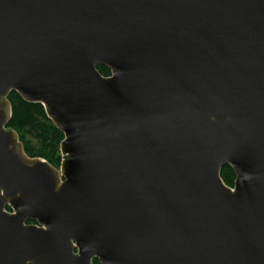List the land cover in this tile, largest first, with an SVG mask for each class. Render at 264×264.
<instances>
[{
  "label": "water",
  "instance_id": "water-1",
  "mask_svg": "<svg viewBox=\"0 0 264 264\" xmlns=\"http://www.w3.org/2000/svg\"><path fill=\"white\" fill-rule=\"evenodd\" d=\"M95 259L264 264V0H0V264Z\"/></svg>",
  "mask_w": 264,
  "mask_h": 264
},
{
  "label": "trees",
  "instance_id": "trees-1",
  "mask_svg": "<svg viewBox=\"0 0 264 264\" xmlns=\"http://www.w3.org/2000/svg\"><path fill=\"white\" fill-rule=\"evenodd\" d=\"M98 70L105 77L111 76V71L105 66L98 67ZM9 101L12 105V118L8 128L18 133L26 154L31 158H41L59 169L64 134L47 117L43 105L27 103L16 92L10 94ZM221 177L227 186L234 187L236 175L229 165L222 169ZM8 210L11 211L10 208ZM27 223L36 224L32 220ZM94 264L100 263L95 259Z\"/></svg>",
  "mask_w": 264,
  "mask_h": 264
},
{
  "label": "flooded vegetation",
  "instance_id": "flooded-vegetation-1",
  "mask_svg": "<svg viewBox=\"0 0 264 264\" xmlns=\"http://www.w3.org/2000/svg\"><path fill=\"white\" fill-rule=\"evenodd\" d=\"M27 225H33V224H28V223H27ZM93 262H94V261H93Z\"/></svg>",
  "mask_w": 264,
  "mask_h": 264
},
{
  "label": "rangeland",
  "instance_id": "rangeland-1",
  "mask_svg": "<svg viewBox=\"0 0 264 264\" xmlns=\"http://www.w3.org/2000/svg\"><path fill=\"white\" fill-rule=\"evenodd\" d=\"M93 264H94V262H93Z\"/></svg>",
  "mask_w": 264,
  "mask_h": 264
}]
</instances>
